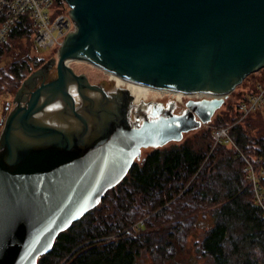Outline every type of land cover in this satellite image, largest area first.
Instances as JSON below:
<instances>
[{
	"label": "water",
	"instance_id": "1",
	"mask_svg": "<svg viewBox=\"0 0 264 264\" xmlns=\"http://www.w3.org/2000/svg\"><path fill=\"white\" fill-rule=\"evenodd\" d=\"M64 1L74 28L21 81L0 132V264H36L125 176L142 147L181 140L264 68V0ZM69 58L208 98L193 106L198 118L186 113L135 126L128 107L140 94L125 87L107 96ZM52 67L56 76L45 81Z\"/></svg>",
	"mask_w": 264,
	"mask_h": 264
},
{
	"label": "trees",
	"instance_id": "2",
	"mask_svg": "<svg viewBox=\"0 0 264 264\" xmlns=\"http://www.w3.org/2000/svg\"><path fill=\"white\" fill-rule=\"evenodd\" d=\"M21 19L0 42V61L16 53L0 67V82L6 76L11 86L25 76L31 59L34 67L44 60L14 52L23 38L39 51L32 20ZM260 72L263 81L264 68ZM235 97L214 116L232 143L215 141L213 129L200 126L180 141L152 148L61 231L36 264H149L143 261L148 256L171 263L187 248L190 233L197 234L196 258L203 264H264V113L241 117L237 103L246 95L237 90ZM250 166L257 169L254 182Z\"/></svg>",
	"mask_w": 264,
	"mask_h": 264
},
{
	"label": "rangeland",
	"instance_id": "3",
	"mask_svg": "<svg viewBox=\"0 0 264 264\" xmlns=\"http://www.w3.org/2000/svg\"><path fill=\"white\" fill-rule=\"evenodd\" d=\"M65 3L59 2L58 0H53V3L50 4L51 6L48 9L49 13L51 15L52 14H59L61 12L65 13L67 10V7H68L67 4H65ZM19 44H21V45H17V47L14 49V52H17V54L23 49V50H25L24 55L26 54V51H28V53L30 54V59L34 56H38V58L40 57V58L44 59L42 61V63L45 62L48 59V57H51V55H49L50 54L49 51L51 49H47V50H40L39 49V51H36L35 48H33V46L31 45V41L29 38H23ZM26 47H28V49ZM15 54L16 53H14V55ZM14 55H12V54L4 55L1 58L0 67L6 68L8 66V64L12 61V58H14ZM54 55H56V54H54ZM29 64H30L29 65L30 67L29 68L27 67L29 70L26 69V70H28V71H26L24 69L25 70L24 71L25 76L20 80V82L17 85L11 86L12 83L10 80H8V78L6 76L2 80V83L0 82V84H1L0 85V132L2 129L3 120H4L5 116L7 115V111H9V109L12 107V98L14 97V93H15L16 89L19 87V84L21 83V81L30 73V71L37 68V66L34 67V60L33 59H31ZM69 65L72 68H74L73 70L86 73V75L88 76V78L92 82L100 80V79L106 80L109 77V73L106 72V70L100 69V67H98L97 65H95L94 63L89 62V61H84V60L81 61L79 59L78 60L75 59V61H72ZM260 70H258L256 72H252V73L248 74L247 76H245V78L238 85H236V87L234 89H232L230 93L227 94L223 103H226L227 101H231L232 103L233 102L235 103L236 102L235 92L237 90L238 91L241 90L245 95L253 93L254 91H256L254 88L256 87L257 82L262 81V78L260 76L261 75ZM123 81H126V80L123 79ZM251 90L253 92H251ZM175 95L178 97H181L182 100L188 96H191V97L202 96V95H196L194 93H181V94H175ZM204 95H207V93H204ZM171 96H173V93L172 94L171 93H165L161 98H168ZM155 98H160V95L158 97H155ZM223 103H221L222 105L219 108H217L215 110L214 114L212 115V117H210L211 120L209 122L202 124L201 126L211 127L213 130L215 129L216 126H218V125H216V119L214 118V116H216L219 113V111L224 108L223 106H225V105H223ZM258 110H262V109H258ZM263 113H264V111H263ZM258 114L262 115L260 112H258L254 116H257ZM192 131H188L187 133H185L183 135V138H185L187 136V134L192 133ZM172 143H173V141L167 142L166 144L161 145V146L164 147L165 145H170ZM151 149L152 148H143L141 150V155H140L141 157L138 159H135V160L138 161L139 159H141L144 156V154ZM246 162H248V161H246ZM252 169H253L255 175H258L257 169L256 168L255 169L252 168ZM247 170L249 173L251 172L249 169H247ZM250 179H252V178H250ZM196 236H197V234L193 235L190 233L186 237L187 238V240H186L187 241V248L178 254V256L175 259V262H171V263L165 262V261L159 262V261L153 260L149 256L144 257L143 261L146 263L149 262V264H203L204 262L202 259L197 260V258H196V256H197L196 255L197 252L195 251L196 250V242H195Z\"/></svg>",
	"mask_w": 264,
	"mask_h": 264
},
{
	"label": "built area",
	"instance_id": "4",
	"mask_svg": "<svg viewBox=\"0 0 264 264\" xmlns=\"http://www.w3.org/2000/svg\"><path fill=\"white\" fill-rule=\"evenodd\" d=\"M58 1L65 3L64 0ZM52 3L53 0H0V42L6 38L7 32L13 25L21 22L24 15H28L35 27L33 39L37 48L40 50L56 48L57 50L68 30L74 28V22L69 17V7L65 13L51 15L48 9ZM255 90L237 103L238 109L242 112L241 116L258 109L264 111V80L257 82ZM226 130V127H215L212 130L215 141L223 140L232 143ZM251 168L250 166L249 170L254 182L256 176Z\"/></svg>",
	"mask_w": 264,
	"mask_h": 264
},
{
	"label": "flooded vegetation",
	"instance_id": "5",
	"mask_svg": "<svg viewBox=\"0 0 264 264\" xmlns=\"http://www.w3.org/2000/svg\"><path fill=\"white\" fill-rule=\"evenodd\" d=\"M55 70H56L55 67H52L49 70L48 76L45 79V81L53 79L56 76ZM74 71L78 74L83 73L86 75V73L84 72L81 71L78 72L76 70ZM86 77L89 83L95 85L98 89H101V92H103L107 96H110L109 94L116 92L120 88L126 87L130 89L131 81H127V80L123 81V79L118 80V78H116L111 73H109V77L106 80L100 79L92 82L87 75ZM194 94L202 95V96L199 97L188 96L182 100L181 97H178L175 94H173V96L168 98H161L163 95H160V98L148 97V98H141L139 100L134 99V101L130 103L128 107V114H127L128 121H130V123L135 126H140L145 120L147 121V120H158L160 118H165V117H178L186 113H192L195 116V118H198L196 110L194 109V107L196 106L195 103H197L199 100L203 98H208V97L205 96L204 93L202 92H197ZM90 95L95 97H100L101 94L99 91H95L94 93H90ZM134 97L136 96L134 95ZM81 105H82V101H78L76 107L78 108ZM143 148H154V147H142L141 150Z\"/></svg>",
	"mask_w": 264,
	"mask_h": 264
},
{
	"label": "bare ground",
	"instance_id": "6",
	"mask_svg": "<svg viewBox=\"0 0 264 264\" xmlns=\"http://www.w3.org/2000/svg\"><path fill=\"white\" fill-rule=\"evenodd\" d=\"M75 59H77V58H69L67 60V64H70L72 61H75ZM79 60H81V59H79ZM81 61H83V60H81ZM114 76H116V75H114ZM116 78H118V80L123 79V78H120L118 76H116ZM130 90H131V95L133 94V96L135 95L136 97H139V94H140L141 98H148V97L152 96L153 93H155V94L151 98L156 97L157 95H164L165 93H171V94L172 93L173 94L185 93V92L177 91V90H171V89H164V88H157V87L142 85L139 83H135L133 81L130 82ZM156 92H158V93H156Z\"/></svg>",
	"mask_w": 264,
	"mask_h": 264
}]
</instances>
